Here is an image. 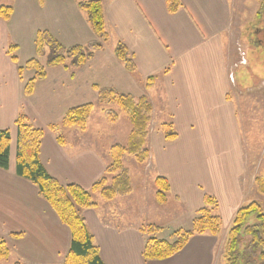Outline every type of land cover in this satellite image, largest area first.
Listing matches in <instances>:
<instances>
[{
    "label": "crops",
    "instance_id": "crops-1",
    "mask_svg": "<svg viewBox=\"0 0 264 264\" xmlns=\"http://www.w3.org/2000/svg\"><path fill=\"white\" fill-rule=\"evenodd\" d=\"M242 1L180 0L182 6L170 12L168 0H102L110 35L108 42L81 67L57 65L48 68L46 78L37 82L30 96L25 95L24 88L34 70L26 69L20 75L19 67L37 56L35 41L40 29L37 10L22 16L17 15L14 7L9 21L0 18V128L8 129L11 137L9 168H0V239L10 247L13 261L64 264L71 243L70 228L39 194L37 186L16 172V120L24 113L30 124L43 130L40 157L53 177L62 185L75 183L90 189L103 175L109 161L110 142L104 137L110 134V130L92 122L93 115L96 117L101 113L99 107L95 108L86 132L75 137V128L59 131L48 127L41 118L37 98L49 93L51 86L47 80L50 71L57 75L50 81L55 84L62 82L59 77L63 74H68L69 78L70 74L71 81L79 80L85 68L95 66L96 75H90L87 85L96 81L104 85L114 84L120 89L127 86L135 95L147 96L152 103L153 117L148 136L150 159L147 162L150 174H145L146 167L142 173L154 179L165 177L170 184L168 200L175 203L172 207L169 203L159 205L156 202L153 213L140 216L137 213L138 218L127 214L128 209L123 207L124 197L118 211L101 208L100 204L96 208L83 209L82 215L103 261L105 264L221 263L223 247L237 211L264 198L255 185L256 175L264 172V144L256 151L258 162L252 164L255 169L251 170L241 123L246 119V110H239L234 95L238 89L264 87V79L254 86L249 82L241 85L235 76L236 68L258 61L256 57L251 59L250 49L239 55L240 40L234 43L231 38L234 20L240 15L239 9L243 8ZM46 4L47 0L42 5L43 10ZM76 12L86 22V12ZM46 14L48 25L55 29L66 31L73 24L72 20L61 18L55 26L57 17ZM119 42L125 44L133 56L136 72L128 71L116 56ZM13 43L17 48L10 52ZM261 46L262 43L257 41V48ZM13 55L18 59L16 62ZM40 60L46 63V57ZM91 61L93 63L88 65ZM151 76L155 80L146 87V79ZM40 87L47 89V94L45 90L39 92ZM89 91L90 95L87 94ZM76 94L83 96L77 97ZM73 95L78 99L89 95L92 102L98 98L96 91L93 93L86 87L78 88ZM72 100L64 99L71 104L76 102ZM163 122L173 123L177 132L175 139L165 138L160 129ZM119 132L112 135L118 140L112 144L126 142L128 135ZM61 134L63 143L58 140ZM247 172L252 175L248 176ZM207 195L218 202L221 232L192 236L185 247L170 258L144 260L142 251L146 235L138 226L139 220L147 222L163 217L167 229L189 228L197 211L204 206Z\"/></svg>",
    "mask_w": 264,
    "mask_h": 264
},
{
    "label": "trees",
    "instance_id": "trees-1",
    "mask_svg": "<svg viewBox=\"0 0 264 264\" xmlns=\"http://www.w3.org/2000/svg\"><path fill=\"white\" fill-rule=\"evenodd\" d=\"M44 2L45 0H39L40 5H43ZM78 5L81 10L87 13L91 26L99 39L87 46L67 47L48 30H40L35 41L37 56L28 60L24 66L19 67L20 75H23L26 69L34 70L32 78L25 85V95L30 96L34 93L37 82L46 78L48 68L57 65L81 67L108 42L110 35L106 29L102 0H83ZM181 6L180 0H168L170 12L176 11ZM13 11V7L1 5L0 18L9 21ZM16 48L17 46L13 44L9 47V51L12 52ZM115 54L128 71L133 73L137 71L134 58L125 44L119 42ZM41 57H46L45 64L41 62ZM12 58L15 62L18 60L15 55ZM154 80V76L147 78L146 87H150ZM94 88L98 92V101L101 105L109 104L108 106H111L103 108V110L112 122L119 118V112L122 111L131 122V129L126 142L111 145L110 159L106 169L90 189H85L75 183L62 185L53 177L40 157L43 130L30 124L24 113L19 114L16 120L18 127L16 172L18 176L37 186L39 194L48 201L60 220L71 230L70 248L64 264H105L94 236L82 215V210L98 206L94 198L96 193L106 200L130 194L132 179L129 169L125 165V158L133 156L140 164L147 163L150 159L148 136L153 117V105L148 97L142 95L136 98L131 94L118 92L116 89H104L97 85ZM93 108L92 102L71 107L62 122L56 126L50 125V129L58 130V126L84 129ZM160 129L167 140L177 137L172 122L161 123ZM10 139V131L0 128V168L4 170H7L10 164ZM58 140L60 143L64 142L60 136ZM255 182L258 192L264 195V176H257ZM155 183L157 200L160 204H164L168 199L170 184L162 176H157ZM217 209V200L207 195L204 199V206L196 213L198 215L194 218L191 229L178 230L169 239L152 235L155 234L154 230H160L156 225L148 223L142 226L144 234L151 233L145 239L142 251L144 260L170 258L182 250L189 239L196 234L218 235L222 229V220ZM10 254L11 249L7 242L0 239V260L9 258ZM15 264L21 263L16 262ZM221 264H264V208L260 203L255 201L248 203L237 211L223 247Z\"/></svg>",
    "mask_w": 264,
    "mask_h": 264
},
{
    "label": "rangeland",
    "instance_id": "rangeland-1",
    "mask_svg": "<svg viewBox=\"0 0 264 264\" xmlns=\"http://www.w3.org/2000/svg\"><path fill=\"white\" fill-rule=\"evenodd\" d=\"M83 1V0H82ZM80 0H47V4L44 8V10L50 15H55L54 19V25L60 21L61 18L70 19L73 21V24L70 25L67 30H63L61 28L55 29L48 25L49 20L47 18L46 12L42 9V5H40L39 0H0V6L1 5H8L11 7H15L17 10V15H26L27 12H30L31 10L35 9L37 10V17L39 21L40 29L37 31V33L40 30H48L55 36L57 40H59L63 45L70 47L74 45H81V46H87L90 44V42H94L97 40V33L94 31L93 27L91 26V23L89 21L87 13L84 15L86 16V22H83L82 19L78 16L81 12V9L78 6V3ZM243 8L239 9L240 15L238 18H235L234 22V28L233 33L231 35L232 41L236 43L238 40H240V52L239 55L244 54L243 51H249L251 59H258L257 62L253 61L252 64L249 63L248 66H240L236 68L235 76L239 84L243 85L246 82H249V85L252 84L254 86L256 82H261L262 79H264V0H243L242 1ZM240 5V2L237 4V7ZM75 22L79 23L80 25L75 24ZM87 23L89 27L87 26ZM42 27H48V28H42ZM51 28V30L49 29ZM95 37V39H93ZM64 40V41H63ZM79 40V41H77ZM257 41L258 43H262V46L260 48H257ZM260 41V42H259ZM74 42H80L78 44H74ZM12 43V42H11ZM67 43H73V44H67ZM16 45L15 43H13ZM238 45V46H239ZM237 46V47H238ZM246 54V53H245ZM246 56V55H245ZM238 55L235 57V60L237 61ZM246 59V58H245ZM89 61L86 62V64ZM93 63L92 61L88 64L91 65ZM89 67V66H88ZM85 68L82 73L80 74L79 80L71 81L73 80V77L69 74L70 78L68 77V74H63L61 77H59V80L62 82H57L51 84V79L57 78V75L55 72L50 71L48 73L49 76V83L51 88L49 90V93L47 94L45 88L40 87L39 92H44L47 94L43 97L39 96V99L37 98L38 102V108L41 111V118L47 123L48 127L53 125H59L66 112L71 108L79 105H83L89 102L92 98L87 95L84 99H78L73 95L74 92L78 91V88L80 87H86L93 91L95 90V85L101 86V88L104 89H116L118 92H121L123 94H131L135 96L136 98L141 97L135 95L130 88L127 86H123L121 89L117 87L114 84L110 85H104L99 82V84L94 81L91 85H87L89 83L90 75L95 74V66ZM48 72V71H47ZM254 75L252 78L251 75ZM26 80L28 79L27 76L25 77ZM257 80L255 81L254 79ZM263 84V83H262ZM87 85V86H86ZM97 92V91H96ZM81 93V92H80ZM77 93V94H80ZM76 94V95H77ZM83 94V93H82ZM40 95V93H39ZM98 95V92H97ZM234 95L236 96L235 102L239 106V110L242 112V109H245L246 119H242L241 123L244 128L245 133V144L248 155V161L250 162V165L253 163L258 162L257 158V150L261 149L262 144H264V87L259 89H238L234 92ZM48 96V97H47ZM83 95H77V97H82ZM64 99H73L76 100L75 103L71 104L70 102L64 101ZM72 100V101H73ZM239 100L241 103H239ZM43 103V104H42ZM94 105V108L87 120V125L84 129H80L77 127H71L75 128L74 130V136L81 137L86 132V128L88 124L90 125V119L93 115V112L95 108L98 106L101 113H97V116L94 117L93 115V124L98 126H106L110 130V134L105 136L107 142H110V146L108 147L107 155L109 156V149L111 147V144L113 142H117L118 140H115V138H112V135L114 133H118L122 135H128L130 129H131V122L129 118L126 116L125 113L122 111L119 112V118H117V122H112L111 118L108 116V114L104 113V109L110 108L111 106H108L109 104L101 105V103L98 101V98L95 102H92ZM53 108V110L47 108ZM119 121V122H118ZM116 123H119L117 126H115ZM92 125V124H91ZM59 127V131L63 127ZM50 128V127H49ZM119 128V130L117 129ZM151 129V124H150ZM73 136V137H74ZM59 137V136H58ZM67 137V136H66ZM60 138H63V135H60ZM115 140V141H114ZM123 142V141H119ZM255 155V157H254ZM257 158V159H256ZM110 159V156H109ZM109 162V161H108ZM125 165L129 169L131 179H132V192L130 194L124 195V196H116L111 200L104 199L99 193L94 194V198L97 201L98 205L100 204L101 208L106 207L107 209L113 211H118L119 204H121V200L124 197V204L123 207L127 208V214L133 216L134 218H138L142 213L144 215H149L150 212L153 213V205L156 204V202L159 205H166L170 204L172 207L175 205V203L172 201V199H167V202L164 204H160L157 200L156 192L157 187L155 183V179L151 176H145L142 173V169L146 167V175L150 174V171L148 173V164L143 163L140 164L138 161L135 160L133 156H128L125 158ZM251 170L255 169V165L250 166ZM248 176L252 175L250 172H247ZM256 174V173H254ZM263 177V173H259L256 175ZM256 185V183H255ZM257 188V186H256ZM257 190V189H256ZM258 191V190H257ZM169 194V193H168ZM139 196L140 198V206L138 211H136V202L138 201ZM153 196V199H152ZM169 198V196H168ZM143 202L146 203V205H143ZM254 202V201H252ZM263 208H264V198L262 201H259ZM137 213L138 216H137ZM198 214H195L194 218ZM193 218V220H194ZM192 224L189 228H173V229H167L163 223L165 222V218H159L158 220H150V221H143L139 220V228L142 231V226L145 224H152L158 226L160 230H154L155 235L158 238H171L172 234L178 230H189L191 229L193 225ZM233 223V222H232ZM142 228V229H141ZM143 232V231H142ZM153 232V230H151ZM145 233V232H143ZM151 233L145 234L146 237H149ZM16 262H20L21 264H25L21 261H13V257L10 256L7 259L0 260V264H15ZM222 263V260H221ZM220 263V264H221Z\"/></svg>",
    "mask_w": 264,
    "mask_h": 264
}]
</instances>
